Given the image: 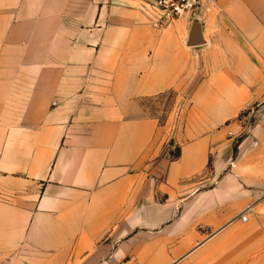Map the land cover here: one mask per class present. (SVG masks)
<instances>
[{
  "label": "crops",
  "instance_id": "crops-1",
  "mask_svg": "<svg viewBox=\"0 0 264 264\" xmlns=\"http://www.w3.org/2000/svg\"><path fill=\"white\" fill-rule=\"evenodd\" d=\"M148 1L0 0V264H264V109L228 134L264 90L261 13L219 0L188 47L194 18Z\"/></svg>",
  "mask_w": 264,
  "mask_h": 264
},
{
  "label": "rangeland",
  "instance_id": "rangeland-1",
  "mask_svg": "<svg viewBox=\"0 0 264 264\" xmlns=\"http://www.w3.org/2000/svg\"><path fill=\"white\" fill-rule=\"evenodd\" d=\"M215 1H216L215 4L210 3L206 6L205 12L206 11L210 12V10L214 7H215V10L218 11V13L223 12V11H220V9L222 10V8L220 6L219 0H215ZM250 1L252 3V6H254L252 8L255 9L253 10V12L255 14L257 13L262 14V15L260 14L258 18V22L256 23L264 25V0H250ZM255 101L256 102L253 104L250 110L244 112L240 116V121L242 120L244 121L241 122L240 124L237 121H235V123L238 124V128L235 131H229L228 133L229 136L233 135V137L236 138L235 143L237 141H240L244 136L248 135V133L250 132L252 124H253L252 119H251L252 117L250 118V115L252 114L254 115V112L261 110L262 108L264 109V90L262 91V93L256 96ZM181 102H182V97H179L176 93H168L164 96L158 97L157 99H152L148 101L147 102L148 107H145V108H146V112L150 116L157 118L160 124H164L172 120V113L174 109L177 112V115L173 117V120L174 119L176 120L179 118V115H180L179 105ZM167 153L171 157H174L178 153V148L168 147Z\"/></svg>",
  "mask_w": 264,
  "mask_h": 264
},
{
  "label": "built area",
  "instance_id": "built-area-1",
  "mask_svg": "<svg viewBox=\"0 0 264 264\" xmlns=\"http://www.w3.org/2000/svg\"><path fill=\"white\" fill-rule=\"evenodd\" d=\"M215 2V0H150L147 2V10L156 24L166 27L185 17L189 19L197 17L205 11L208 4ZM252 211L253 206L246 207L239 215L240 221L246 223Z\"/></svg>",
  "mask_w": 264,
  "mask_h": 264
},
{
  "label": "water",
  "instance_id": "water-1",
  "mask_svg": "<svg viewBox=\"0 0 264 264\" xmlns=\"http://www.w3.org/2000/svg\"><path fill=\"white\" fill-rule=\"evenodd\" d=\"M205 43L206 41L203 37L199 18L195 17L193 19L192 27L190 29L187 46L188 47H198V46L204 45Z\"/></svg>",
  "mask_w": 264,
  "mask_h": 264
},
{
  "label": "trees",
  "instance_id": "trees-1",
  "mask_svg": "<svg viewBox=\"0 0 264 264\" xmlns=\"http://www.w3.org/2000/svg\"><path fill=\"white\" fill-rule=\"evenodd\" d=\"M180 157V149H178V153L174 156V158Z\"/></svg>",
  "mask_w": 264,
  "mask_h": 264
}]
</instances>
